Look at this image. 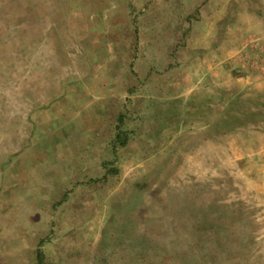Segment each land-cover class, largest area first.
Masks as SVG:
<instances>
[{"label":"rangeland","instance_id":"rangeland-1","mask_svg":"<svg viewBox=\"0 0 264 264\" xmlns=\"http://www.w3.org/2000/svg\"><path fill=\"white\" fill-rule=\"evenodd\" d=\"M264 264V0H0V264Z\"/></svg>","mask_w":264,"mask_h":264},{"label":"trees","instance_id":"trees-1","mask_svg":"<svg viewBox=\"0 0 264 264\" xmlns=\"http://www.w3.org/2000/svg\"><path fill=\"white\" fill-rule=\"evenodd\" d=\"M37 258H38V261H39V262H40V264H41V262H42V256H41V254H40V253L38 254V257H37Z\"/></svg>","mask_w":264,"mask_h":264}]
</instances>
